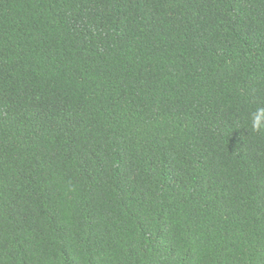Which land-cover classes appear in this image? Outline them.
Returning a JSON list of instances; mask_svg holds the SVG:
<instances>
[{
    "label": "trees",
    "instance_id": "trees-1",
    "mask_svg": "<svg viewBox=\"0 0 264 264\" xmlns=\"http://www.w3.org/2000/svg\"><path fill=\"white\" fill-rule=\"evenodd\" d=\"M0 264H264V0H0Z\"/></svg>",
    "mask_w": 264,
    "mask_h": 264
}]
</instances>
